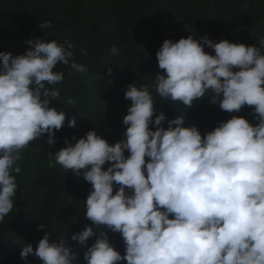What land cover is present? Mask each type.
I'll return each instance as SVG.
<instances>
[{"label": "clouds", "instance_id": "clouds-1", "mask_svg": "<svg viewBox=\"0 0 264 264\" xmlns=\"http://www.w3.org/2000/svg\"><path fill=\"white\" fill-rule=\"evenodd\" d=\"M26 44L24 54L0 52V222L15 206L25 149L45 135L54 145L66 121L76 125L75 117L53 106L65 79L58 65L87 72L73 59L69 41L45 35ZM110 51L119 54L115 45ZM156 56L163 72L150 84L127 86L123 139L112 145L91 130L78 141L65 138V147L48 154L49 168L59 165L91 184L84 216L99 236L86 247L84 261L264 264V46L190 35L164 40ZM156 94L187 110L209 95L228 113L254 106V120L234 115L202 135L197 126H184V112L153 119ZM105 226L121 234L123 255ZM94 236L85 226L71 239L87 246ZM30 254L43 264H81L67 240L50 231L37 247L23 246L21 258Z\"/></svg>", "mask_w": 264, "mask_h": 264}, {"label": "trees", "instance_id": "trees-1", "mask_svg": "<svg viewBox=\"0 0 264 264\" xmlns=\"http://www.w3.org/2000/svg\"><path fill=\"white\" fill-rule=\"evenodd\" d=\"M42 22H49L50 28H41ZM205 34L215 42L228 39L264 46V0H0V52L24 54L29 48L26 41L46 35L49 40L72 43L73 59L87 67V72H78L58 65L65 79L56 86L61 97L53 100V106L64 109L69 119L75 117L76 125L69 128L66 121L56 132L54 145H48L45 135L25 149L19 162L22 171L17 175L15 206L0 222V264H43L32 254L21 258V252L26 243L37 247L45 231L66 239L81 264H86V247L99 236L84 216L91 184L59 165L49 168V152L65 147V138L75 136L78 141L91 130L112 145L123 139L127 127L123 118L130 104L125 99L127 86L150 84L163 72L156 53L164 40L178 41L190 35L199 40ZM113 45L118 55L111 53ZM205 51L214 55L210 48ZM154 99L153 119L161 112L167 120L184 112V126L195 125L202 135L234 115L254 120V106L228 113L219 102L211 103V95L188 110L158 94ZM41 223L46 224L44 230H38ZM85 226H92L96 236L81 246L71 237ZM103 230L123 255L121 234L106 226Z\"/></svg>", "mask_w": 264, "mask_h": 264}]
</instances>
